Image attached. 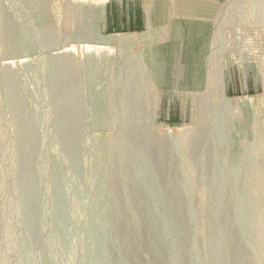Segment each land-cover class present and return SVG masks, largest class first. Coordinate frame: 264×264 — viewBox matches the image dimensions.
<instances>
[{
    "label": "rangeland",
    "instance_id": "374dc122",
    "mask_svg": "<svg viewBox=\"0 0 264 264\" xmlns=\"http://www.w3.org/2000/svg\"><path fill=\"white\" fill-rule=\"evenodd\" d=\"M215 1L0 0V264H264V0Z\"/></svg>",
    "mask_w": 264,
    "mask_h": 264
},
{
    "label": "bare ground",
    "instance_id": "6f19581e",
    "mask_svg": "<svg viewBox=\"0 0 264 264\" xmlns=\"http://www.w3.org/2000/svg\"><path fill=\"white\" fill-rule=\"evenodd\" d=\"M192 1L194 2V4L196 3V5H199L201 7V9H205V10H208V9L211 10L212 8H215L217 6L215 0H192ZM107 2H108V0H91V3H97L99 5V17H100V20L103 22H105V19H106L105 4ZM154 2H153V5L150 4V6H148L149 8L147 9V18L149 20V24H151L153 22H157L159 17H162L163 12L165 13V10H167V6H165V4L162 3L161 1H157L156 6L154 5ZM191 11L195 12L194 10H190V13H192ZM200 11H203V10H200ZM200 11L199 12L196 11L197 16L195 19H197V20L203 19L204 20V18H206V16H207L206 15L207 13L205 11H203L204 13L201 14ZM189 16H191V15H189ZM132 36H128V35L112 36V35H110V36H106L104 39L110 41L111 43H129L130 41H132L131 40L133 38ZM136 39H137V37H136ZM131 43H134V42H131ZM199 45H200V43H199ZM222 78L220 77V79L218 80L219 81L218 86L216 85V87H218L217 91H219L221 97L226 99V97L224 96V81Z\"/></svg>",
    "mask_w": 264,
    "mask_h": 264
},
{
    "label": "crops",
    "instance_id": "0c3cea01",
    "mask_svg": "<svg viewBox=\"0 0 264 264\" xmlns=\"http://www.w3.org/2000/svg\"><path fill=\"white\" fill-rule=\"evenodd\" d=\"M107 21V32H128L136 33L146 28V22L142 14H140L135 7L126 10V13L114 14L111 9ZM106 20V19H105Z\"/></svg>",
    "mask_w": 264,
    "mask_h": 264
}]
</instances>
